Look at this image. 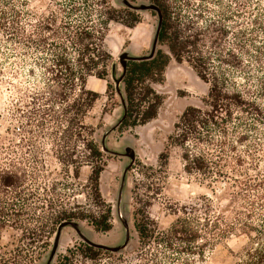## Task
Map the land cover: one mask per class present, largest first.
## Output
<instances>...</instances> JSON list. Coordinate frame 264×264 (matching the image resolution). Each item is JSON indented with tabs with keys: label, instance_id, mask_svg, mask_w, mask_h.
Returning <instances> with one entry per match:
<instances>
[{
	"label": "trees",
	"instance_id": "16d2710c",
	"mask_svg": "<svg viewBox=\"0 0 264 264\" xmlns=\"http://www.w3.org/2000/svg\"><path fill=\"white\" fill-rule=\"evenodd\" d=\"M147 1L160 14L157 42L166 50L157 47L149 58L127 61L119 125L135 127L155 119L164 98L152 84L164 80L171 60L187 62L209 85L208 93L204 106L189 105L182 112L159 159L166 166L170 147H180L185 172L207 181L214 195L183 209L166 230H160L148 215L136 214L139 241L145 247L168 249L181 242L188 251L197 249L201 254L220 240L241 237L247 243L237 264H264V42L259 38L264 22L254 19L237 31L235 22L197 21L169 0ZM185 2L192 7V0ZM21 4L25 9H13L12 26L6 24L8 13L0 9V29L15 33L20 27L14 23L23 14L28 20L19 31L24 36L20 48L32 55L38 68V73L27 69L33 84L22 96L33 105L28 118L41 116V128H46V121L52 123L49 133L55 138L56 158L67 168L72 166L76 178L82 167L89 166V179L100 199L99 180L107 162L93 138V128L85 122L100 93L87 83L91 76L109 75L112 54L104 43L110 24L133 27L140 16L129 8L117 9L110 0H53L45 5V13L32 11L28 0ZM23 180L19 171L0 166V193H12L0 196V229L9 223L16 227L11 241L0 244V264H34L64 221H87L99 230L111 229L110 205L94 212L78 202L57 203L47 193L41 205H32L36 195L21 191ZM103 250L110 251L83 242L77 248L80 253L69 249L58 264H74L78 254L95 259Z\"/></svg>",
	"mask_w": 264,
	"mask_h": 264
},
{
	"label": "rangeland",
	"instance_id": "374dc122",
	"mask_svg": "<svg viewBox=\"0 0 264 264\" xmlns=\"http://www.w3.org/2000/svg\"><path fill=\"white\" fill-rule=\"evenodd\" d=\"M21 1L0 0V9L8 13L6 24L13 25L15 9H25ZM50 1L53 0H28V7L36 13H45L44 7ZM169 1L173 6L180 5L187 10L186 14L197 21L235 22L237 31L244 30L254 19L264 22V0H192L193 5L189 8L185 0ZM110 3L120 10L136 11L141 21L133 27L122 22L110 24L104 43L112 54L109 75L105 79L91 76L87 83L88 88L100 93L85 118L86 124L93 128V138L103 150L107 162L99 180L100 199L94 194L89 166L82 167L79 178H76L73 167L67 168L56 158L55 138L49 133L52 123L46 121V128H41V116L37 114L31 121L28 118L33 105L22 100V96L32 89L33 84L29 81L31 77L27 69L34 68L38 73L32 55L20 48L24 36L19 31L28 20L22 13L14 23L20 27L15 33L0 29V166L19 171L24 179L21 191L30 190L39 196L30 200L32 205H41L47 193L57 203L78 202L94 212L107 205L112 208L111 229L99 230L87 221L67 224L58 233L56 231L50 246L34 264H58L69 249L77 251L81 243L88 241L110 248L125 245L117 251L103 250L95 259L78 254L74 264H237L241 257L239 252L247 243L245 238L220 240L216 245L206 246L204 253L200 250L201 254L197 249L188 251L181 242L168 249L154 245L145 247L139 241L136 214L148 215L160 230H166L183 215V209L198 206L203 197L212 198L214 195L207 181L185 172L180 147H170L166 166H161L159 159L185 108L204 106L203 99L209 85L187 62L171 60L164 80L152 84L164 98L157 117L145 125L120 127L124 113L123 83L118 84L120 91H115L114 87L117 89L116 81L123 73L121 56L126 54L128 60L142 58L150 55L154 48L166 50V47L155 42L159 19L149 1L110 0ZM196 15L201 17L195 18ZM259 38L264 42V34ZM129 150L133 151L134 160ZM131 163L132 167L128 169ZM11 194L6 190L0 196L10 197ZM222 201L226 203L225 199ZM27 218V215L22 217L25 221ZM12 225L9 223L0 229V244H7L11 235L16 234V227Z\"/></svg>",
	"mask_w": 264,
	"mask_h": 264
},
{
	"label": "water",
	"instance_id": "95a60500",
	"mask_svg": "<svg viewBox=\"0 0 264 264\" xmlns=\"http://www.w3.org/2000/svg\"><path fill=\"white\" fill-rule=\"evenodd\" d=\"M125 2L127 1V0H124ZM149 6L151 7V8H153V9H155L157 12H158V10H157V7L155 6V5H153V4H149ZM158 19H159V21H158V27H157V31H156V36H155V42H156V44H158V42H157V35H158V30H159V27H160V14L158 13ZM155 50H156V48H154L153 49V51H152V53L150 54V55H148V56H146V57H142V58H129V59H144V58H149V57H151L153 54H154V52H155ZM128 57H127V55L126 54H123L122 56H121V62H122V65H123V70H125V68H126V63H127V61H128V59H127ZM121 79H122V75H121V77L116 81V84H117V90L118 91H120L119 90V88H118V84L120 83V81H121ZM123 118V117H122ZM121 121V120H120ZM129 152V155L132 157V159L134 160V153H133V151L131 150H129L128 151ZM132 165V163L129 165V167H128V169L130 168V166ZM75 222L76 221H64V222H62L59 226H58V229H57V233L59 232V230L63 227V226H65V225H67V224H75ZM88 243H90V244H93V245H95V246H98V247H102V248H105V249H108V250H114V251H117V250H119L120 248H122L124 245H122L121 247H114V248H110V247H105L104 245H100V244H95V243H92V242H89L88 241Z\"/></svg>",
	"mask_w": 264,
	"mask_h": 264
}]
</instances>
